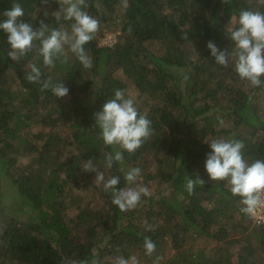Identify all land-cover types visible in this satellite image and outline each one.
<instances>
[{
  "label": "trees",
  "instance_id": "trees-1",
  "mask_svg": "<svg viewBox=\"0 0 264 264\" xmlns=\"http://www.w3.org/2000/svg\"><path fill=\"white\" fill-rule=\"evenodd\" d=\"M34 28L70 31L72 21L57 19L62 0H0L13 4ZM100 21L84 47L92 67L85 69L68 51L43 65L36 48L18 61L8 58L7 34L0 30V264H113L117 255L138 264H264V225L240 212V198L224 181L205 171L208 142L243 141L244 158L264 160V76L262 86L241 80L215 64L206 43L234 49L230 29L241 10L264 13L260 0H85ZM116 32L101 44L105 32ZM38 47V42H35ZM35 64L42 80L63 82L69 94L57 99L41 84L29 83L25 69ZM131 95L151 121L152 136L123 162L105 167L117 146H105L93 114L114 91ZM105 178L119 176L118 188L148 187L151 195L120 211L111 193L83 171L86 160ZM139 167L133 185L124 172ZM123 169V171H122ZM205 181L192 194L185 177ZM146 225H154L147 231ZM231 237L233 235H237ZM231 235V236H229ZM156 244L151 257L143 241ZM202 241V243H201Z\"/></svg>",
  "mask_w": 264,
  "mask_h": 264
},
{
  "label": "clouds",
  "instance_id": "clouds-1",
  "mask_svg": "<svg viewBox=\"0 0 264 264\" xmlns=\"http://www.w3.org/2000/svg\"><path fill=\"white\" fill-rule=\"evenodd\" d=\"M228 3V0H223ZM264 4V0H260ZM64 7L55 13L60 19L72 21L70 31L63 27L49 29L48 24L40 22L34 28L24 22V10L16 3L3 12L5 19L0 21V30L7 34L9 51L8 58L18 61L34 47L43 65L55 67V60L63 57L68 62V51L75 55L85 69H90L91 58L85 50V45L91 42L99 31L100 21L83 10L85 0H62ZM127 6V0H124ZM236 26L230 29V40L234 44L231 54L227 50H220L209 40L206 48L215 58V64L229 67V59L233 61L234 70L241 80H245L254 87H261V77L264 76V13L253 10H241ZM35 42H38V47ZM29 83L41 84V91L51 90L57 99L69 94V88L63 82L53 83L50 78L42 80L39 67L31 64L25 69V77ZM95 127L100 130L99 136L105 146H117V150L105 157V167L111 168L114 162H123V152L134 153L152 136L151 121L141 114L134 98L123 89L114 91V96L103 104L101 110L93 114ZM210 152L206 154L205 171L211 181H224L233 196L240 198V212L249 217H256L258 209L264 208V160L249 161L244 158L243 141L235 139H213L208 142ZM83 171L94 172V182L102 186L105 192L111 193V203L122 212L134 209L141 202L142 196L151 195L148 187L118 188L119 176L105 178L103 171L93 164L92 159L86 160ZM123 171V169H122ZM141 175L139 167H133L124 172V180L128 185L136 183ZM205 181L199 176L195 179L185 177V189L192 194L197 186L202 187ZM154 225H146L147 231H153ZM145 254L149 257L156 250V244L150 237L143 241ZM163 257L157 256L153 264H160ZM91 264H98L93 259ZM113 264H138L136 256L125 258L117 255Z\"/></svg>",
  "mask_w": 264,
  "mask_h": 264
},
{
  "label": "rangeland",
  "instance_id": "rangeland-1",
  "mask_svg": "<svg viewBox=\"0 0 264 264\" xmlns=\"http://www.w3.org/2000/svg\"><path fill=\"white\" fill-rule=\"evenodd\" d=\"M115 35H116V32H112V31L105 32V34L100 38V43L101 44H105V45L113 43L114 40H115ZM130 94L133 95L134 92L130 91ZM229 236H231V235H229ZM234 236L237 237L238 234L237 235H233L231 237H234ZM201 243H202V241H201Z\"/></svg>",
  "mask_w": 264,
  "mask_h": 264
},
{
  "label": "built area",
  "instance_id": "built-area-1",
  "mask_svg": "<svg viewBox=\"0 0 264 264\" xmlns=\"http://www.w3.org/2000/svg\"><path fill=\"white\" fill-rule=\"evenodd\" d=\"M253 225H264V208L258 209L256 217H250Z\"/></svg>",
  "mask_w": 264,
  "mask_h": 264
}]
</instances>
